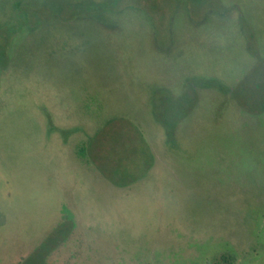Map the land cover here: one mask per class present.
I'll list each match as a JSON object with an SVG mask.
<instances>
[{
  "label": "rangeland",
  "instance_id": "374dc122",
  "mask_svg": "<svg viewBox=\"0 0 264 264\" xmlns=\"http://www.w3.org/2000/svg\"><path fill=\"white\" fill-rule=\"evenodd\" d=\"M112 9L0 0V264H264V0ZM195 77L236 87L169 143L150 96Z\"/></svg>",
  "mask_w": 264,
  "mask_h": 264
},
{
  "label": "trees",
  "instance_id": "16d2710c",
  "mask_svg": "<svg viewBox=\"0 0 264 264\" xmlns=\"http://www.w3.org/2000/svg\"><path fill=\"white\" fill-rule=\"evenodd\" d=\"M35 10L38 11L39 7L46 8L51 16L57 18V16L67 11L71 16L79 14L81 12L88 14L96 19H107V14H117V11L112 9V5L119 0H31ZM35 16L36 13H35ZM23 22L28 25L26 19ZM40 25H42L40 23ZM29 26V25H28ZM39 28L36 21L30 29L35 31ZM233 87H236L233 86ZM233 87H227L222 81L213 77H195L188 79L184 89L179 94H173L167 87H159L150 96V102L152 106V112L155 120L163 127L166 135V139L169 143L173 141L175 130L180 121L189 115V111L197 102V89L198 88H216L223 94L229 95ZM255 109L257 114L264 111V102ZM141 135V133H140ZM141 143L139 144L140 151L144 153L145 160V172L148 173L153 163L152 152L141 135ZM91 146L90 142H86L80 149L81 152L85 150V147ZM83 153V152H82ZM92 158V156H91ZM231 256L228 254L220 255L215 264H229Z\"/></svg>",
  "mask_w": 264,
  "mask_h": 264
}]
</instances>
